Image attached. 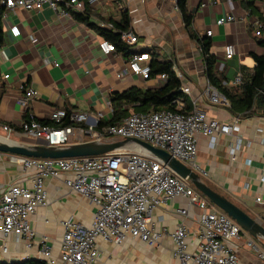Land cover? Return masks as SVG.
<instances>
[{"label": "crops", "instance_id": "1", "mask_svg": "<svg viewBox=\"0 0 264 264\" xmlns=\"http://www.w3.org/2000/svg\"><path fill=\"white\" fill-rule=\"evenodd\" d=\"M247 2L252 3L251 12L244 7ZM90 7L94 11L90 21L98 26L109 19L118 24L121 13L127 12L130 30L136 37V42L131 45L136 54H153L160 61L175 64L184 75L183 85L191 89V94L186 96L191 103L196 100L197 107L208 118L219 122H230L234 116L238 119L239 131L232 136H220L213 148L206 137L197 136L193 171L213 191L264 227V203L256 202L257 198L264 201V142L261 143L264 140V115H233L229 110L206 103L201 92L208 81L196 42V39L206 37V31H212L208 42L214 43L210 52L215 55L216 69L225 64L222 73L228 86H233L235 76L244 75L253 68L249 54H264V48L257 44L258 37L254 36L256 23L260 17L264 18V0H187L183 11L165 0H99ZM229 14L234 16V22L223 26L215 24L217 18ZM12 26L19 29V36L14 37L10 32ZM112 30L117 32L115 28ZM2 36L0 140L3 141L35 144L17 126L26 119L51 123L50 115L58 109L92 115L100 113L104 121L109 120L112 112L107 103L111 104L115 95L131 88L159 89L166 81L159 75L149 80L136 75L117 79L116 73L126 60L117 52L104 54L98 47L103 39L95 30L80 24L70 14L56 13L47 6L40 11L6 10ZM226 45L234 46L235 55L225 62ZM6 75L8 78H4ZM29 88L36 96L26 106H21L18 101ZM177 107L183 108L179 102ZM3 126L13 127L14 132H4ZM236 138L241 139L242 144L231 159L228 145ZM11 157V154L0 153V194L11 186H32L35 172L23 169ZM63 182L64 176L44 181L47 205L37 208L30 216L37 238L48 237L52 256L57 260L63 236L62 223L71 220L88 226L96 211V206L86 198L70 194ZM180 209L188 210V215L179 214ZM200 213L201 210L189 206L185 198L168 200L152 212L155 229L164 233L158 244L149 246L128 238L116 246L97 239V264H177L170 234L185 225L186 250L190 254L198 252L202 243L198 224ZM0 241L8 249L6 254L0 252L2 262L41 260L37 255V240L32 241L31 248L26 247L24 240L16 242L13 235H0ZM248 241L254 242L258 252L264 255L263 245L242 231L238 240L229 243L239 258L238 264H264V258L248 247Z\"/></svg>", "mask_w": 264, "mask_h": 264}, {"label": "built area", "instance_id": "2", "mask_svg": "<svg viewBox=\"0 0 264 264\" xmlns=\"http://www.w3.org/2000/svg\"><path fill=\"white\" fill-rule=\"evenodd\" d=\"M165 1L173 4L175 9L178 8L177 0ZM88 3L93 6L98 4L99 0H88ZM60 4H63V9L60 8ZM0 6L5 8L4 14L6 10L17 9L40 11L45 6L62 15H67V10L84 11V3L79 0H0ZM234 21V16L229 14L217 18L215 24L223 26ZM100 27L113 29L111 24H101ZM9 29L14 37L19 36L20 31L16 26ZM263 31L264 24L258 20L254 36L260 37ZM211 36L212 31H206V37ZM120 40L127 45H133L136 37L129 29L120 32ZM98 47L104 54L114 52V46L106 40L100 41ZM209 47L213 48L214 43L210 42ZM234 55V46L226 45L223 54L225 62L231 60ZM224 69L225 64L218 66V71L223 72ZM172 71L181 82L184 81V75L175 64ZM127 75L149 80L148 54H136L130 60H126L116 73V78L121 79ZM159 77L166 80L165 75ZM4 78H8V75ZM232 83L233 86H241L243 75L240 73L235 76ZM180 92L189 96L191 89L182 83ZM35 96L36 92L33 89H26L18 102L21 106H26ZM201 97L211 107L226 110L230 108L226 96L208 82L201 92ZM107 105L112 112L111 104ZM247 114L248 112L243 115ZM103 118L100 113L92 115L58 109L50 115V122L59 124L67 119L73 126H49L30 120L21 122L17 127L32 142L43 146H68L87 141L138 140L166 152L191 170L196 168L197 136L206 137L213 148L220 136H232L240 129L235 116L230 122L208 118L197 107L196 100L192 102V109L187 114L169 110L133 112L117 126L98 128ZM2 129L6 133L14 132V128L10 126H3ZM263 142L264 140H261V143ZM241 144L242 140L236 138L235 142L228 145L231 159L235 158ZM11 159L23 169L33 170L35 173L30 188L11 186L0 194V235L3 237L13 235L16 242L24 240L27 248H31L32 241L37 240L39 244L37 255L44 264H97L99 255L97 239L116 246L128 238L149 246L158 244L164 233L155 229L152 212L156 207L177 197L187 199L189 206L194 205L201 210L198 224L199 238L202 241L199 251L190 254L186 250L185 225H180L172 232L170 239L175 246L173 255L177 264L239 262L229 243L240 238L242 233L240 227L226 214L211 206L188 180L181 178L163 161L138 147L92 157L34 159L12 155ZM60 176H64L63 184L70 194L86 198L96 206V211L88 226L71 220L62 223L63 236L57 260L52 256L48 237L41 235L37 238L30 224V216L37 208L47 205L44 181ZM256 202L264 203L260 198H257ZM178 213L186 217L188 210L180 209ZM247 245L258 253L260 258H264L254 242L248 241ZM0 252L6 254L7 247L2 244Z\"/></svg>", "mask_w": 264, "mask_h": 264}, {"label": "trees", "instance_id": "3", "mask_svg": "<svg viewBox=\"0 0 264 264\" xmlns=\"http://www.w3.org/2000/svg\"><path fill=\"white\" fill-rule=\"evenodd\" d=\"M79 1L84 3V11L76 12L67 10V13L70 14L72 18L80 24L95 30L103 40L110 42L114 46V52L119 53L123 59L130 60L136 55V52L132 48L133 46L127 45L120 40V32L130 29L131 21L127 12L121 13L118 24L113 22L112 19L107 20V23H105L111 24L113 28L117 29V32H115L112 29L102 28L96 23L91 22L90 18L94 11L90 7L88 0ZM186 2L187 0H177V7L183 11ZM244 7L250 12L252 11L251 2H247ZM60 8H64L63 4H60ZM4 11L5 8L0 6V48L3 46L2 20ZM259 22L264 24V18L260 17ZM196 42L201 52L206 79L209 84L226 96L230 103L229 112L233 115L244 114L246 112H248V114L260 113L264 115V94H260V92L264 93V54L259 56L250 53L249 56L254 62L253 68L251 71L244 72L241 86H228V82L223 73L216 69L217 61L215 55L210 52L208 37H203L199 40L196 39ZM257 44L264 48V31L261 36L258 37ZM149 66L150 78L156 77L157 75L166 76V81L162 87L155 90L131 88L123 93L115 95L111 100L112 115L110 119L106 121L102 120L98 128L101 126H117L124 118L133 112L147 113L169 110L187 114L191 111L192 103L185 94L180 92L182 82L172 71L173 63L171 61H160L155 58L153 54H150ZM178 102L182 104L183 108L178 109ZM129 109H132L133 112L129 113ZM29 121V119L24 120V122ZM42 124L57 127L73 126L67 119L61 121L59 124L48 122H42ZM0 264H44V262L37 259H25L17 263H5L0 261Z\"/></svg>", "mask_w": 264, "mask_h": 264}, {"label": "water", "instance_id": "4", "mask_svg": "<svg viewBox=\"0 0 264 264\" xmlns=\"http://www.w3.org/2000/svg\"><path fill=\"white\" fill-rule=\"evenodd\" d=\"M0 140V153L11 154L34 159H65L100 156L121 149L140 148L157 159L163 161L174 173L190 184L202 194L210 204L221 210L240 229L248 234L253 240L264 247V227L258 224L248 214L230 202L227 198L213 191L200 178V176L178 160L172 158L166 152L150 146L138 140L122 141H87L68 146H43L37 144H20L11 140ZM2 242L0 241V246Z\"/></svg>", "mask_w": 264, "mask_h": 264}, {"label": "rangeland", "instance_id": "5", "mask_svg": "<svg viewBox=\"0 0 264 264\" xmlns=\"http://www.w3.org/2000/svg\"><path fill=\"white\" fill-rule=\"evenodd\" d=\"M84 140H86V139H84ZM196 190V189H195ZM197 191V190H196ZM198 192V191H197Z\"/></svg>", "mask_w": 264, "mask_h": 264}]
</instances>
